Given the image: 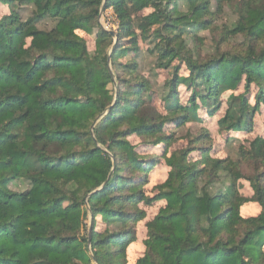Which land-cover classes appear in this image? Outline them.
Returning <instances> with one entry per match:
<instances>
[{
	"label": "trees",
	"instance_id": "16d2710c",
	"mask_svg": "<svg viewBox=\"0 0 264 264\" xmlns=\"http://www.w3.org/2000/svg\"><path fill=\"white\" fill-rule=\"evenodd\" d=\"M216 1L220 10L236 0ZM102 3L0 0L9 10L0 18V264H128L127 250L147 217L140 205L159 201L165 206L146 223L145 252L135 264H264V137L241 147L237 161L214 159L205 147L201 161H192L195 148L168 156L176 138L165 131L167 123L179 130L202 122L201 107L213 118L227 95L219 128L251 133L264 106V0H239L238 21L224 34L223 41L244 37L246 49L203 62L184 37L189 27L197 36L210 28L209 0H108L105 10L119 22L113 76V39L98 23ZM44 22L52 27L42 29ZM94 32L91 54L81 33ZM140 40L154 44L156 69L172 71L160 90L135 60ZM183 66L188 75L180 74ZM181 86L191 91L187 105ZM109 108L93 138L90 127ZM133 136L161 147L170 168L153 197L145 188L161 160L143 156ZM221 179L227 186L212 194ZM241 180L251 199L239 193ZM248 202L260 207L257 216L242 217ZM90 212L92 232L83 236Z\"/></svg>",
	"mask_w": 264,
	"mask_h": 264
},
{
	"label": "rangeland",
	"instance_id": "374dc122",
	"mask_svg": "<svg viewBox=\"0 0 264 264\" xmlns=\"http://www.w3.org/2000/svg\"><path fill=\"white\" fill-rule=\"evenodd\" d=\"M210 1V10L211 13H215L211 17H205L208 18L211 22L210 28L207 30H201L198 31V36L195 34L197 30H195L192 27H189L190 30L188 34H185V39L187 41V44L189 46V49L192 50L195 58L198 61H206L211 57L219 56L222 53H232V52H239L243 51L247 47V42L244 37L239 36L235 38H229L226 41H223L224 34L228 28H232L238 21L240 10H239V0H236L231 3L223 2L222 8L218 9V3L216 0H209ZM101 9V8H100ZM181 10L183 12H187V7L185 5H181ZM152 10H145L144 12L140 13L139 16L143 17L148 14H150ZM28 14L29 11L25 12V14ZM100 13V10H99ZM9 10L5 9L0 6V18L4 15H8ZM98 23L100 27L104 30L108 31H114L117 33L119 28V22L117 20V17L115 16L112 9L105 10L102 14V16L99 15L98 17ZM52 25L49 22H44L41 24L42 29H48L51 28ZM96 32V31H95ZM95 32L91 36H86L85 34L81 33V35L85 36L87 40V48L91 54L95 51ZM139 34V32H136ZM113 39L112 46L108 50V55L112 51V47L115 42V38ZM128 40V39H125ZM126 42V41H125ZM118 43V40H117ZM127 43V42H126ZM154 44H152L150 41H142L140 40V52L139 55L135 57L136 62L139 64V68L141 69V74L147 78L152 79V82L156 84L155 89L160 90V88L164 85V83L169 80L172 76V71H165V70H158L155 68V63L157 60V56L151 54V50H153ZM112 56V55H111ZM133 57H127L125 61H130ZM133 60V59H132ZM178 65L179 63L176 62L174 65ZM108 66L111 67L112 71V63L108 62ZM181 65V64H179ZM113 74V71H112ZM181 75H188V72L186 71V68L183 66L182 70L180 72ZM113 76V75H112ZM156 76V77H155ZM116 86V85H115ZM114 86V88H115ZM117 91V89H115ZM180 101L182 104H188L189 98L191 96V91L187 90L185 87L181 86L180 89ZM253 92H256V89L252 88ZM244 87H241L237 94L243 93ZM226 98L227 95H224L222 97V108L220 111L213 117L210 118L207 115L206 109L201 107L198 110V114L203 118L202 122H191L187 124L184 128L176 130L172 126L171 123H167L165 125V131L167 134H174L176 138V142L169 150L170 156L174 152H178L183 149L188 148H195V150L190 154L189 158L192 161H201V150L199 148H206L209 149L210 155L214 159H231L233 161L239 160L240 154L239 150L241 147L249 148V143L253 141L257 137H264V106L262 105L260 110L255 114L254 118V124H253V130L251 133H233L226 130H221L218 126V121L224 117L227 106H226ZM157 99V106L159 108L163 107V104L161 102V98H155ZM250 103L252 105L255 104L254 101V95L249 96ZM201 103V101H198ZM110 110L108 109L106 112L101 114L93 125L95 126L101 121V119L106 116V114ZM97 121V122H96ZM92 125V126H93ZM92 126L90 127V133L92 137L94 138V134L92 130ZM95 128V127H94ZM208 132V136L210 137L209 141H204L201 144H194V141L199 136H204ZM130 142L139 149V152L145 156L149 154H157L160 157L163 156V152L161 151V147L151 148L144 146L143 141L136 138V137H130ZM203 168V167H202ZM170 171V168L165 163V160L159 161V164L152 169L150 173L149 178V184L145 188V192L147 196L153 197L156 194L155 187L164 185L165 182L168 179V173ZM247 171V170H245ZM246 174H249L245 172ZM223 186H227V181L224 179H221L220 182L215 184L211 188V193L215 194L219 189H223ZM19 189H25V186H19ZM238 189L239 193L248 199H251L253 196V190L251 189L249 183L245 180H241L238 182ZM141 208L146 212L147 217L145 221L140 223L137 226V241L133 244H131L127 250L128 254V264H135L136 261L141 258L144 255L145 252V245L144 241L147 239V230H146V223L148 221H151L158 213V211L165 206V203L162 201L155 202L154 204L150 206H146L144 204L140 205ZM87 208L86 205L83 206V209ZM260 213V207L253 203L248 202L246 205L243 206L241 210V215L244 218L248 217H255ZM85 224L87 226L86 230L83 229L82 235L86 236V233L89 231L90 228V219L89 217L85 221ZM106 227L103 223L98 222L97 223V229L98 230H104ZM112 229H114L112 227ZM96 264V262H94Z\"/></svg>",
	"mask_w": 264,
	"mask_h": 264
},
{
	"label": "water",
	"instance_id": "95a60500",
	"mask_svg": "<svg viewBox=\"0 0 264 264\" xmlns=\"http://www.w3.org/2000/svg\"><path fill=\"white\" fill-rule=\"evenodd\" d=\"M107 1H108V0H103L102 6H101V9H100V16H102L103 12L105 11V6H106ZM108 32H109V34H110V36H111L112 38H115V42H114V45H113V47H112V51H111V53H110L109 56H108V62L110 63V61H111V55H112V52H113L114 48L116 47L118 37H117L116 32H114V31H108ZM108 70H109L110 74L112 75V71H111V67H110V66H108ZM110 109H111V108H109V110H110ZM100 118H101V117H100ZM100 118H99V119H100ZM99 119H97V121H99ZM97 121H96V122H97ZM94 127H95V124L92 126V130L94 129ZM112 160H113V169H114V168H115V161H114V158H112ZM94 193H95V192H94ZM89 196H90V195H87V196L85 197V200H87V199L89 198ZM86 207H87V210H90V208H89L88 205H86ZM90 216H91V221H90L89 234H91V232H92V215H91V212H90ZM94 262H96L95 259H94Z\"/></svg>",
	"mask_w": 264,
	"mask_h": 264
}]
</instances>
